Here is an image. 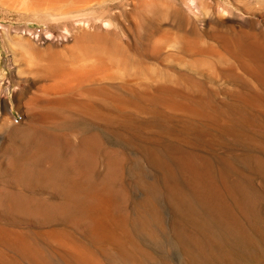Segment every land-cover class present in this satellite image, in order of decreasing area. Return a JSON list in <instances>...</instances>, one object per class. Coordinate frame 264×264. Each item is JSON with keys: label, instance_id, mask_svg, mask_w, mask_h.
Returning <instances> with one entry per match:
<instances>
[{"label": "rangeland", "instance_id": "rangeland-1", "mask_svg": "<svg viewBox=\"0 0 264 264\" xmlns=\"http://www.w3.org/2000/svg\"><path fill=\"white\" fill-rule=\"evenodd\" d=\"M97 35L106 44L111 41L128 66L135 65L136 73L131 68V73L121 71L127 66L122 58L125 68L111 66L120 78L101 77L86 83L65 104H55L62 96L41 91L46 81L34 72L29 59L44 64L57 56L67 62L79 41ZM185 39L207 51L180 48ZM227 40H231L230 49L224 44ZM263 50L264 0H0V234L6 239L17 236L43 254L50 248L41 243L43 239L65 234L99 256L120 255L132 264H264ZM158 85L180 92L145 98L206 100V107L201 105L206 109H201L204 116L191 118L178 112L163 122L134 108L125 113L115 107L116 100L137 101L129 90L154 91ZM31 123L37 129L30 141L6 130ZM116 130L126 131L130 140L117 138ZM134 146L147 157L158 153L156 157L172 162L175 174L179 170L176 180L170 181L178 198L170 196L162 171L141 153L147 170L151 169L148 172L156 171L149 172L151 177H162L156 186L159 193L163 191L151 196L138 190L133 177ZM45 147L54 154L33 157L37 148ZM107 154L127 159L119 181L126 187L118 185L128 192L122 189L128 200L122 208L141 229L132 228L126 244L91 243L88 230L72 221L39 222L9 213L16 199L43 202L48 209H69L64 203L73 201L56 188L65 169L69 178L71 165L77 164L97 179ZM188 156L193 163L186 164V171L185 163L191 162L185 160H190ZM8 244H0V264H25L24 252Z\"/></svg>", "mask_w": 264, "mask_h": 264}, {"label": "bare ground", "instance_id": "bare-ground-1", "mask_svg": "<svg viewBox=\"0 0 264 264\" xmlns=\"http://www.w3.org/2000/svg\"><path fill=\"white\" fill-rule=\"evenodd\" d=\"M102 39H103L102 37L97 35V36H94L93 38H91V40H87V38H86L87 42H86L85 39H84L85 41L82 42V43H81V41H79V44H76L75 51L70 55V58H69V60L67 62H65L64 60L60 59L57 56H51V57L47 58L45 60L44 64H43L42 61H38V60L34 61L32 58L29 59V62L32 65L35 66L34 72L37 75H39L41 78H44L45 81H46V83L41 87V91L44 89L43 91H45V93L54 94V95L57 94V95L62 96L59 99L54 101L55 104L56 103L59 104V105L65 104L67 102V99H69V96L71 94H73L74 91H76L77 88L79 90V87H81V86L82 87L80 89L86 87V85H87L86 83L89 84L90 82L91 83L96 82L101 77H105L107 79H118V78L121 77V76H119V72L116 69L112 68L111 66L116 64L118 66L122 65L125 68L126 63L128 62V60H126L127 58L125 59V57L124 58L121 57L122 56L121 53L117 52V50H116L117 47L114 46L113 43H111V45L109 44L111 41L108 40L109 41L108 42L106 40L107 41V44H106ZM231 40H227L224 43L226 48H228V49L231 48V42H230ZM237 42L239 44L241 43L240 41H237ZM180 43H179L180 44V48L182 46V48H186V49H189V50L191 49L192 51L201 50V48H199V44L196 41H189V40L185 39V40H181ZM233 43H234V41L232 42V44ZM246 43L244 45H246ZM108 44L111 47L113 45V48L115 47V49H113L110 46H108ZM234 46H235V44H234ZM249 46H248V48H249ZM251 46L253 48L254 45H251ZM202 49H203V47H202ZM204 49L201 50V51H203V52L207 51L206 49L205 50ZM121 50L123 51V49H121ZM257 50L260 51L261 49L257 48ZM199 54H201V53H199ZM122 58H123V60H125L124 62H126V61L127 62L126 63L122 62L123 61ZM128 63H127V66H128ZM127 66H126L125 70H121V71H127V69L131 68V69H133L134 73H136V70H134V66L135 65H133L131 67L128 66V68H127ZM250 71H253V68H252V70L250 68ZM128 72L131 73V70L128 71ZM130 73H128V74H130ZM84 84H86V85H84ZM158 86H157V88L154 87L155 88L154 91H148V90L144 91L143 90V92H138L139 91L138 90V91L135 92V91L129 90L130 91L129 92L130 95H132L134 97L133 98L134 100L137 99V101L133 102L129 98H128L129 101H124V102L123 101L118 102V100H116L117 103H116L115 107L117 109H119V110H122V112L125 111V113H126V110L130 109V111H131V108L132 109L134 108L135 110H132V111H136L137 110L138 114L139 113L143 114L141 112H144V113H147V114H151L152 117H156V119L162 120L163 122L165 120L169 119L174 113H178V112L185 113V114L191 116V118L192 117H194V118H202L204 116L203 115L204 112H202V110H201V109H204V107H202L201 105L205 106V101L206 100L205 101H203L202 99H201L202 101L199 100V99L198 100L197 99L182 100L183 98L181 100L180 99L179 100H175V99H170V98L169 99L168 98L167 99H156V98L154 99L152 97H150V99L148 97L145 98V96H149L151 94H153V95L155 94V96H158L157 94L166 95V96L168 95V97L170 95H174L175 96L176 93L178 94L180 92V91L177 92L178 91L177 90L176 93H175V90H174L175 87L173 88V91H172L171 88H170L169 91L166 90L169 87L168 85H167L166 89L163 88V87H160V86L158 87ZM144 88H146V87H144ZM148 88L149 87H147V89ZM84 90H85L84 92H89L86 89H84ZM81 91H83V90H81ZM76 93L79 94V92H76ZM98 95H99V92H98ZM141 95L144 96V97L141 98L142 97ZM71 97H70V99H71ZM92 97H94V96H92ZM202 98H204V97H202ZM90 99H91V97H90ZM78 101L79 100H76V102H78ZM111 102H112V99H111ZM84 104H86V103H84ZM80 105L82 106V104H80ZM70 106H73V105H70ZM77 106L75 108H78ZM85 106H87V105H85ZM204 110H206V109H204ZM133 116L135 117V115H133ZM142 116H144V115H142ZM145 116H146V114H145ZM91 118H93V117H91ZM95 118H97V117H95ZM118 118H119V116H118ZM124 119H122V121ZM114 120H117V119H114ZM118 120L117 121L120 122V119H118ZM99 121H100V117H99ZM104 121L106 122V119ZM109 123H111V122H109ZM132 123H133V121H132ZM118 126L120 127V125H118ZM35 129H37V126L34 125L33 123H31L30 126H27L26 128L24 127V128H20V129H14V128L11 129L10 127H7L6 130L8 131L9 135H12V136L19 135V136H22V140L30 141V139L33 138V134L35 132ZM125 132L120 131V130L119 131L116 130L114 132V134H115V136L117 138H119V139H121L123 141L124 140L128 141V140H130V135H128ZM35 137H36V135H35ZM73 137H74V135H73ZM93 141L96 142L97 140H93ZM83 146H85V144H83ZM173 148H175V147H173ZM61 149H63V148H61ZM65 151H64V153H65ZM75 151H76V149H75ZM135 151H136L135 154L137 156V160L135 161L134 165H132V166H133V170L135 172V176H133V177L135 178V182H136V185H137L136 187L138 188V190H140L141 193H143V194H144V192L145 193L147 192V194H150L151 196H152V194L154 192L155 193H156V191L158 192V188H157L156 184H159L161 182L160 178L162 179V177H160V178L158 177L159 179H155V178L151 177L152 175H150V173H149L151 171L148 172V170L150 168H148V170H147V167H146L147 163L145 161H147L149 164H152L153 166L159 168V170L162 171V173H163L162 176H163V179H164L163 181L165 182L166 188H167L166 190H168V192L170 193V196L173 197V196L176 195V197H177V194H175V193H177V190L175 188H173L174 184L171 183L170 181L176 180L175 179V175L177 174V172H179V170L175 174V171L172 168V167H174V165L170 164L172 162L165 161L167 159L162 160V159L158 158L159 156L156 157L155 155H157L158 153L155 154L153 151L152 152L154 153V155L151 154L150 156H148L149 158H151V160H150L146 156V154L143 151H141L137 146L135 147ZM167 151L168 150H166V152ZM169 151H171L170 148H169ZM172 151H175V150H172ZM177 151H178V149H177ZM29 153H30V151H29ZM31 153H32V151H31ZM140 153L145 155V161H144V159H142V156L139 157ZM146 153L148 155V151ZM170 153L171 152H169V154ZM183 153H185V152L183 151ZM52 154H54L52 148H49V147L37 148L36 153L33 154V157H35L38 160V159H42V158H45V157L47 158L49 156H52ZM167 154H168V152H167ZM171 155H173V154L171 153ZM77 157H79V156L77 155ZM89 157H90V155H89ZM100 157H101V155H100ZM177 157H179V156H177ZM182 157H180V158H182ZM190 157H191V155H190ZM79 158H81V157H79ZM99 158H98V161H99ZM180 158H179V160H180ZM188 158H189V156H188ZM185 160L187 162L191 161V159L188 160L187 158ZM39 161H41V160H39ZM126 161H127L126 158H125V160L121 159V157H120V159H117V157L114 158L112 156H108V154H107L105 159H104V161H103V164H102V167H101V170H100V175H99V177L97 179H94L93 176L91 177L89 175L90 174L89 169L81 167L80 165H77V164L71 165V169L69 171V175H71V176L69 178H68V172H67L68 170L66 171V169H65V171L63 172V176H61L62 179L59 180L58 184H56V188L60 189V190H63L65 195H66V197L69 198L71 201H73V202H70V203H64V205L66 207H69V209H62V207H60L59 209H48V208H46V205L43 202H39V201L29 202V201H23V200L20 201V200L16 199V200H13L11 202V204L9 206V213L12 214L15 217H19V219L20 218H25V219L39 221V222H46V221H52V220L53 221L54 220H68V221H72L76 225H80V226H82V227H84V228H86L88 230L89 235H90L91 243H125L126 244V238L129 236L130 230L132 228L135 229V231L138 230L139 228L141 229L139 224L135 225V224L131 223V218L128 215L130 213L127 214L126 212L123 211L124 208H122V206L125 204V202L128 201L126 199V194H124V192H123V191H126V188H124L125 190L122 188L123 189V191H122V189L119 187V186L123 187L125 185V184H123V183H125L124 181H122L123 185H121V184L119 185V181L122 180V176H123L122 174L125 173V170L123 171V169L127 165ZM42 162H43V160H42ZM176 162L178 164V161H176ZM192 163H193V160L190 163H185V165L186 164L189 165V164H192ZM54 165H55V163H54ZM58 165H59V163H58ZM178 165H180V164H178ZM99 166H101V163L97 167H99ZM192 166H190V167H192ZM95 167L96 166L93 165V167L91 168V173L95 170ZM127 167H128V165H127ZM182 167H181V169H182ZM185 169L187 171V165H186ZM193 171H194V169H193ZM54 172H56V171H54ZM155 172H153V173H155ZM159 173H161V172H159ZM57 174H58V172H57ZM178 174L181 177V173H178ZM193 174H195V173L193 172ZM189 177L191 178L190 175H189ZM193 177H192L191 180H193ZM195 177H196V175H195ZM197 177H196V180H197ZM182 178H184V177H182ZM196 180H195V182H196ZM50 183H51V181H50ZM178 183H177L178 189H180L179 188L180 184H178ZM175 184H176V182H175ZM158 186H160V185H158ZM183 186L185 187V185H183ZM183 186H182V188H183ZM124 187H126V185ZM187 187H188V185H187ZM161 188H162V186H161ZM195 188H196V186H195ZM143 189H144V191H143ZM195 190H196L197 193L200 191L199 188H198V190L197 189H195ZM161 191H163V188H162V190H160V193L159 192L158 193L161 194ZM184 191H185V189H184ZM184 191H183V189L181 190V192L183 194H185ZM181 192H180V194H182ZM189 192H190V190H189ZM125 193L128 194L127 191ZM199 194H200V192H199ZM165 195H168V194H164L163 196H165ZM187 195H188V193H187ZM187 195L184 196L185 199H186ZM201 195H203V197L206 196L205 194H201ZM156 196H153V197H156ZM170 196H169V200L171 198ZM176 197H175V199H176ZM188 197H189V195H188ZM192 197H194V196H192ZM127 198H129V197H127ZM159 199L157 198V200H159ZM175 199L173 198L172 200L174 201ZM146 200H147V198H146ZM177 200L178 199H176V201ZM183 200L184 199H182V201ZM182 201H180L178 203H181ZM197 201H198V199H197ZM186 202H187V200H186ZM186 202H183V203H186ZM205 202L206 201L204 200V203ZM188 203H186V204H188ZM209 203H211V202H209ZM178 205L180 207L182 206V210H183L184 206L182 204H178ZM212 206H213V204H212ZM184 210H185V208H184ZM216 213H217V211H216ZM219 215H221V214H219ZM145 224L146 223H144V225ZM48 237L49 238L43 239L41 241V243H46L47 246L50 247L47 250L46 254H43V253H40L38 251H35V250L31 249L27 245L26 241L20 239L17 236H10L8 239H6V237H4V236H2L0 234V244L9 243L8 244L9 248H11L12 250L20 249L22 252H24L25 256L22 257L21 260H23V262L25 264H132L131 263L132 261H129V259H126L124 257H120V255L119 256H115L113 254L114 256L112 258H110L109 254L100 253V256H99L96 252H94V251H92L90 249H87V248H84V247H80V246L74 244V243H78V242L74 241V239L72 240L70 237H68L65 234L51 236V237L48 236ZM182 239H184V238H182ZM127 240H128V238H127ZM199 242H201V241H199ZM127 258H129V256ZM9 260H11V259L9 258ZM11 264H17V263L16 262H12Z\"/></svg>", "mask_w": 264, "mask_h": 264}]
</instances>
